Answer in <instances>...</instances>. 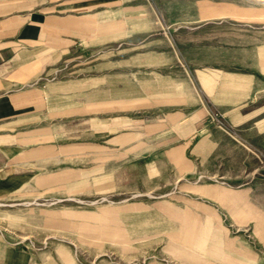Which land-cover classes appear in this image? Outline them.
Returning a JSON list of instances; mask_svg holds the SVG:
<instances>
[{
  "label": "rangeland",
  "instance_id": "obj_1",
  "mask_svg": "<svg viewBox=\"0 0 264 264\" xmlns=\"http://www.w3.org/2000/svg\"><path fill=\"white\" fill-rule=\"evenodd\" d=\"M104 5L39 75L69 105L0 234L33 264H264V0Z\"/></svg>",
  "mask_w": 264,
  "mask_h": 264
},
{
  "label": "crops",
  "instance_id": "obj_2",
  "mask_svg": "<svg viewBox=\"0 0 264 264\" xmlns=\"http://www.w3.org/2000/svg\"><path fill=\"white\" fill-rule=\"evenodd\" d=\"M104 4L105 0H0V196L17 194L27 180L45 177L32 171L30 164L36 160L24 155L41 156L46 147L53 155V146H41L39 140L57 132V125L46 117L65 112L69 104L55 99L70 96L66 89L71 81L43 83L39 75L57 56L96 38L99 22L110 11ZM250 89L251 81L243 98ZM0 264L33 262L27 251L0 234Z\"/></svg>",
  "mask_w": 264,
  "mask_h": 264
}]
</instances>
